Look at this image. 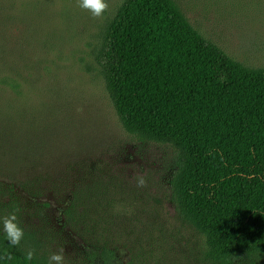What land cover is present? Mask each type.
I'll list each match as a JSON object with an SVG mask.
<instances>
[{
  "label": "rangeland",
  "instance_id": "1",
  "mask_svg": "<svg viewBox=\"0 0 264 264\" xmlns=\"http://www.w3.org/2000/svg\"><path fill=\"white\" fill-rule=\"evenodd\" d=\"M176 1L208 41L264 68V0ZM123 2L108 0L109 11L94 18L79 0H0L3 201L15 198L27 229L58 230L52 247L65 249V264L86 260L95 241L86 230L99 221L107 239L120 238L122 262L214 264L172 203L175 152L124 130L98 73L93 51ZM72 203L89 219L61 233Z\"/></svg>",
  "mask_w": 264,
  "mask_h": 264
},
{
  "label": "trees",
  "instance_id": "2",
  "mask_svg": "<svg viewBox=\"0 0 264 264\" xmlns=\"http://www.w3.org/2000/svg\"><path fill=\"white\" fill-rule=\"evenodd\" d=\"M93 58L124 130L175 152L171 200L203 237L205 258L264 264V68L247 67L208 41L176 0H124ZM4 188L0 218L19 207L15 198L3 201ZM77 206L67 208L61 233L89 219ZM18 219L25 228L18 247L0 224V256L11 255L0 264H48L58 230H30ZM101 223L84 234L95 241L81 264H139L120 260V238L107 239ZM30 249L35 257L26 261Z\"/></svg>",
  "mask_w": 264,
  "mask_h": 264
},
{
  "label": "clouds",
  "instance_id": "3",
  "mask_svg": "<svg viewBox=\"0 0 264 264\" xmlns=\"http://www.w3.org/2000/svg\"><path fill=\"white\" fill-rule=\"evenodd\" d=\"M79 6L90 12L94 18H101L110 8L108 0H79ZM136 180L138 187H145L147 185V180L142 175L137 176ZM0 224H2L3 232L9 245L11 247H18L25 237V228L21 225L16 213L13 212L0 218ZM3 256H7V259L11 260L10 254L5 253ZM3 256H0V258H3ZM34 257L35 250L30 249L26 252L24 258L26 261H32ZM48 264H65V249L60 248L58 251L52 252L48 258Z\"/></svg>",
  "mask_w": 264,
  "mask_h": 264
}]
</instances>
